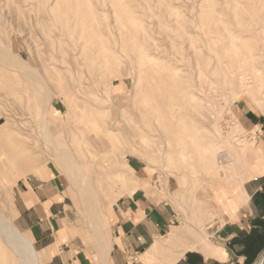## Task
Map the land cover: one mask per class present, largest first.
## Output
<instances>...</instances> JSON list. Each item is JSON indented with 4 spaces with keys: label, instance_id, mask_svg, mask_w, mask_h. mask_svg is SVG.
<instances>
[{
    "label": "rangeland",
    "instance_id": "1",
    "mask_svg": "<svg viewBox=\"0 0 264 264\" xmlns=\"http://www.w3.org/2000/svg\"><path fill=\"white\" fill-rule=\"evenodd\" d=\"M0 48V264H43L35 245L33 256L14 253L2 232L8 224L20 242L32 238L18 220L21 182L56 176L73 237L100 253L114 198L136 192L143 175L204 231L194 222L210 194L261 164L252 153L264 126L246 130L240 116L264 123V78L255 81L264 57L253 63L249 52L264 53V0H0ZM243 53L249 61L237 62ZM175 126L218 141L230 164L203 167L191 150L180 161Z\"/></svg>",
    "mask_w": 264,
    "mask_h": 264
},
{
    "label": "crops",
    "instance_id": "2",
    "mask_svg": "<svg viewBox=\"0 0 264 264\" xmlns=\"http://www.w3.org/2000/svg\"><path fill=\"white\" fill-rule=\"evenodd\" d=\"M262 121L251 110L241 111L240 124L246 130L263 128ZM256 138L263 145L264 159V131L256 133ZM252 170L254 175L242 184L238 181L232 189L222 185L223 189L210 194L206 201L208 211L203 217H195L194 222L201 224L204 231L192 224L190 215L179 213L164 199L158 184L146 175L140 178L136 192L113 205L105 243L108 251L103 246L104 251L99 253L73 237L68 205L56 185V176L43 182H21L17 194L18 220L34 240L43 264H145L149 254L152 258L148 264H168L173 258L175 264H259L264 257V164ZM168 190L173 193L171 185ZM186 220L188 227L184 230ZM175 233L181 238L171 252L152 254L156 245ZM184 237L189 238L187 244ZM199 239L224 248L227 258L207 256L196 242Z\"/></svg>",
    "mask_w": 264,
    "mask_h": 264
},
{
    "label": "bare ground",
    "instance_id": "3",
    "mask_svg": "<svg viewBox=\"0 0 264 264\" xmlns=\"http://www.w3.org/2000/svg\"><path fill=\"white\" fill-rule=\"evenodd\" d=\"M1 49V48H0ZM2 50H3V48H2ZM2 50H1V56H3L4 57V55H2ZM257 51V52H256ZM5 53H7L6 52V50L4 51ZM3 52V53H4ZM138 52V51H137ZM237 52V51H236ZM249 52H251L250 54V56H251V59H252V62L253 63H255L256 61H257V56H260V57H264V53H263V49L262 50H249ZM238 53V52H237ZM8 55L10 56V54L8 53ZM0 56V57H1ZM8 57V56H7ZM6 57V58H7ZM15 57V56H14ZM13 57V58H14ZM249 56L247 57L246 56V54H242L241 56H238V58H237V62H241V63H245V62H247V61H249ZM8 59V58H7ZM9 59H10V57H9ZM15 59V58H14ZM18 59V58H17ZM8 62H9V60H7ZM236 61H234V62H236ZM259 63V62H258ZM263 63H264V61H263ZM16 65V64H15ZM22 65V64H21ZM254 65V64H253ZM256 65H257V63H256ZM261 65H262V63H261ZM5 67H6V65H4ZM26 66V65H25ZM23 67V66H22ZM22 67H21V69H22ZM253 67H255V66H253ZM262 67V66H261ZM23 69H24V67H23ZM29 68H27V70H28ZM256 69V68H255ZM262 69V71H263V69L264 68H261ZM26 70V69H25ZM24 70V71H25ZM254 70V69H253ZM257 70H258V67H257ZM256 70V71H257ZM31 71H33L32 69H31ZM255 71V70H254ZM259 73H262V71L259 69ZM21 72H23V71H21ZM29 72H30V69H29ZM264 72V71H263ZM23 73H25V72H23ZM31 74H33L34 76H36V73L35 72H33V73H31ZM28 76L29 75V73H27V74H25V76ZM256 75V74H255ZM262 76H264V74H261ZM261 75L259 74V76H260V78H258V76L257 77H255L256 79H255V81L257 80L258 81V79H259V82H262V81H260V80H262L264 77H261ZM200 76V75H199ZM29 77H31V76H29ZM37 77H38V74H37ZM262 78V79H261ZM32 79V78H31ZM33 80V79H32ZM256 81V82H257ZM255 82V84H257ZM262 87V86H261ZM246 93V92H245ZM245 93H244V95H245ZM47 95V94H46ZM49 95V94H48ZM247 95V94H246ZM192 96L193 97H195L194 96V94H192ZM248 96V95H247ZM47 98H49V97H47ZM48 100V99H47ZM47 102V101H46ZM45 102V103H46ZM50 103V102H49ZM49 103H47V104H49ZM198 103V102H197ZM234 107H236V105L234 106ZM47 108V107H46ZM173 108V107H172ZM238 108V107H237ZM44 109H45V107H44ZM48 109V108H47ZM47 109L46 110H44V111H47ZM173 110V109H172ZM184 112V111H183ZM44 114V113H43ZM45 116V115H44ZM42 117H43V115H42ZM181 116H179V118H180ZM45 118L46 117H44V120H45ZM191 119V118H190ZM43 120V119H42ZM41 120V121H42ZM40 121V122H41ZM45 122V124H46V121H44ZM41 124V123H40ZM44 124V123H43ZM115 124H116V122H115ZM115 124H110V128H109V132L111 131V132H113L114 131V127H115ZM141 125V124H140ZM240 125V124H239ZM238 125V126H239ZM38 126V125H37ZM46 126V125H45ZM48 126V125H47ZM40 127H41V125H40ZM178 130H177V132H175V135H176V137H177V139H176V143H175V145H177L178 147H179V158L178 159H180V161H182L183 163L185 162V160L189 157L188 155L189 154H191V152H190V150L193 152V156L191 157L192 159H195V160H197V162L196 163H198L199 162V164H201L203 167H208V166H210L212 163H213V161H214V158L216 157L217 158V163L215 164L216 165V167H217V170L219 171V170H221L222 168H221V165L222 164H230V160L225 156V155H221L220 153H218V151L219 150H221V148H220V146H219V143H217L218 141H216V140H213L212 139V141L210 140V141H208L206 144H202V141L201 140H199V137H198V135H196L195 133L197 132V130H196V132H194L193 131V128L191 127V126H185L184 128H183V130L181 131L180 130V128H178L177 126H175ZM174 127V128H175ZM242 127V126H241ZM240 127V128H241ZM38 128V127H37ZM43 128V127H42ZM42 128H40L41 130H42ZM239 128V127H238ZM1 129V128H0ZM140 129L143 131V130H145V128L144 127H142V126H140ZM39 131L38 129H37V131L39 132V134L40 133H42V131ZM44 130V129H43ZM45 131H47V130H45ZM188 131H191V133L188 135V134H186ZM192 131L194 132V133H192ZM213 131V130H212ZM240 131H244V129L243 128H241V129H237V131H236V133H239ZM186 132V133H185ZM211 132V131H210ZM245 132V131H244ZM43 133H44V131H43ZM211 133H213V132H211ZM38 134V135H39ZM197 134H199V133H197ZM214 134V133H213ZM216 134L217 133H215L214 135L216 136ZM43 135V134H42ZM45 135H48L47 134V132L45 133ZM44 135V136H45ZM163 137V136H162ZM217 137V136H216ZM49 138H51V136L49 137V135H48V137L46 136V138L45 139H48L49 140ZM207 138V137H206ZM214 138V137H213ZM52 140H54L53 138H52ZM160 140V139H159ZM166 140V139H165ZM209 140V139H208ZM43 141V140H42ZM45 141V140H44ZM43 141V142H44ZM47 141V140H46ZM45 141V143H47ZM206 141H207V139H206ZM142 142V141H141ZM159 142H161V140L159 141ZM49 143V142H48ZM166 143V142H165ZM54 145H55V143H54ZM166 145V144H165ZM49 146V145H48ZM51 146H53V144L51 145ZM57 146V145H56ZM53 147H55V146H53ZM52 147V148H53ZM54 150H56L55 148H54ZM168 150V149H167ZM57 151H58V149H57ZM62 151V149L60 150V152ZM54 152V151H53ZM59 152V155H63V156H65L67 153H65V155L61 152L60 153ZM56 153H58V152H56ZM222 153V152H221ZM69 154V156H71L70 155V153H68ZM262 150L261 149H259V150H257V151H254L253 153H252V158L257 162V163H261L262 164V162H263V156H262ZM54 155H56V154H53V156ZM60 156V157H61ZM62 156V157H63ZM67 156V155H66ZM55 157V159L58 157L57 155L56 156H54ZM190 158V157H189ZM226 158V159H225ZM68 159H70V158H68V157H64V161L62 160V158H61V160L63 161V162H65L66 160H68ZM54 160V159H53ZM72 160V159H71ZM220 160H222V161H220ZM57 161V160H56ZM69 162H71V161H69ZM183 163H182V165H183ZM63 164V163H62ZM173 164V163H172ZM64 165V164H63ZM73 165V161L71 162V166ZM187 165V164H186ZM185 165V166H186ZM74 166V165H73ZM261 166V165H260ZM77 167V166H76ZM75 169V168H74ZM109 170V169H108ZM186 170V169H185ZM76 171V170H75ZM81 173V172H80ZM103 173V172H102ZM252 173V172H251ZM42 174V173H41ZM77 174V173H76ZM82 174V173H81ZM44 175V174H43ZM67 175V174H66ZM79 175V174H78ZM114 175V174H113ZM83 177V176H82ZM80 178V177H79ZM73 179V178H72ZM26 180V179H25ZM83 181H84V179H83ZM71 182V181H70ZM78 185V184H77ZM83 185L85 186V183H83ZM83 185H82V188H83ZM115 186H116V184H115ZM118 186V185H117ZM79 187H80V185H79ZM86 189H87V187H86ZM90 189V188H89ZM89 189H87V190H89ZM87 190L85 191V188H84V191L87 193ZM207 190V189H206ZM68 192V191H67ZM119 193V192H118ZM147 193V192H146ZM82 194V193H81ZM131 194H133V192L131 193ZM193 194V193H192ZM79 195H80V193H79ZM148 195V194H147ZM194 196V195H193ZM80 197H81V195H80ZM119 197V196H118ZM117 196L114 198V204L117 202V198H118ZM151 197V196H150ZM152 198V197H151ZM170 198V197H169ZM81 199H82V197H81ZM148 199H149V197H148ZM153 199V198H152ZM83 200V199H82ZM82 200L80 201V202H82ZM86 200V199H85ZM151 200V199H150ZM172 200H173V198H172ZM83 202H84V200H83ZM112 202V203H113ZM85 203H86V201H85ZM94 203V200H92V207H94V208H96L95 207V205L93 204ZM114 204H112L111 205V207H110V210L112 209V207H113V205ZM83 205V204H82ZM84 206V205H83ZM93 208V209H94ZM84 211H85V208L83 209ZM83 211V212H84ZM88 211V210H87ZM87 211H85L86 213H88ZM82 212V213H83ZM84 212V213H85ZM105 212V211H104ZM96 213H97V210H96ZM80 214V213H79ZM90 214V213H89ZM106 214H108V213H106ZM109 214H110V212H109ZM88 215V214H87ZM86 215V216H87ZM1 216V215H0ZM89 216H92L91 214L89 215ZM96 216V215H95ZM100 216H101V214H100ZM87 218H90V217H87ZM96 219H97V216H96ZM106 220H107V218H106ZM88 221H89V219H88ZM3 222V221H2ZM5 223L7 222L6 220L4 221ZM8 223V222H7ZM91 223V222H90ZM1 224V223H0ZM4 224V223H3ZM2 224V225H3ZM4 225H6V224H4ZM94 225H95V223H94ZM7 226V227H6ZM5 227L6 228H3V229H7L8 228V231H6V232H4L3 230H2V232L3 233H9V239H8V241H7V245L10 247V249L12 250V252H14V253H23V254H25V253H27L28 255H30V256H33L34 254H36L37 252H36V250H35V247H34V244H33V240H32V238H30V237H28V239L26 238V239H24L23 241L24 242H20V236H23L22 235V232L20 233V232H18L17 231V229H12L11 227H8L9 225L7 224ZM93 226V224L91 223V227ZM191 226V225H190ZM1 227V226H0ZM95 227H97L96 225H95ZM95 227H93L94 229H95ZM97 229V228H96ZM95 229V230H96ZM93 230V229H92ZM95 230H93V231H95ZM99 230V229H98ZM97 231V230H96ZM95 231V233H97ZM101 231H102V229H101ZM98 232H100V231H98ZM98 234V233H97ZM96 234V235H97ZM102 234V233H101ZM95 235V234H94ZM95 235V236H96ZM207 236V235H206ZM100 237H102L101 235H100ZM208 237V236H207ZM96 238H97V236H96ZM176 238H178V235L177 234H171L170 235V237L168 238V240H166V241H164V242H162V244H158V245H156L155 247H154V249H153V251H152V254L154 255V254H156L157 252H159V251H165V252H171L170 250H171V248H172V246H174L175 245V243L177 242V240H176ZM97 239H99V236H98V238ZM101 240H99V243H101L102 242V238H100ZM184 239H185V237H184ZM189 238H186L185 240H186V244H187V240H188ZM195 239V238H194ZM96 240V239H95ZM104 240L105 239H103V242H104ZM185 240H184V242H185ZM97 241V240H96ZM196 242H198L200 245H201V247H202V250H203V252L207 255V256H212V257H216V258H218V259H221V260H224V259H226L227 258V253H226V251L224 250V248H222V247H216L215 245L213 246V245H211V244H209V243H207L204 239H199V241H197L196 240ZM103 246H104V249L105 248H107L106 247V245H105V243H101ZM101 245V246H102ZM196 246V245H195ZM100 247V246H99ZM197 247H198V245H197ZM102 249H103V247H102ZM104 249H103V251H104ZM107 251L109 250L108 248L106 249ZM103 251H102V254H103ZM106 252V251H105ZM30 253V254H29ZM107 253V252H106ZM22 254V255H23ZM181 254V253H180ZM179 254V255H180ZM18 255V254H17ZM21 255V254H20ZM107 256H109V254L107 255ZM152 255L151 254H149V255H147V258L148 259H146L145 261H143L145 264H148V262L151 260V259H149L150 257H151ZM100 257V256H99ZM19 258V257H18ZM106 258V257H105ZM108 258V257H107ZM152 258V257H151ZM171 259H172V257H170ZM27 259V258H26ZM102 259V258H101ZM178 260H179V258H177ZM100 260V259H99ZM103 260V259H102ZM20 261H22V259L20 260ZM27 262V261H26ZM152 262V261H151ZM175 262H176V258L174 259L173 258V260H171L168 264H175ZM262 262V261H261ZM261 262L259 263V264H261ZM22 263V262H21ZM29 263V262H28ZM150 263V262H149ZM154 263V262H153ZM157 263H159V262H157ZM24 264H26V263H24Z\"/></svg>",
    "mask_w": 264,
    "mask_h": 264
},
{
    "label": "water",
    "instance_id": "4",
    "mask_svg": "<svg viewBox=\"0 0 264 264\" xmlns=\"http://www.w3.org/2000/svg\"><path fill=\"white\" fill-rule=\"evenodd\" d=\"M261 264H264V257H263V259H262V262H261Z\"/></svg>",
    "mask_w": 264,
    "mask_h": 264
}]
</instances>
